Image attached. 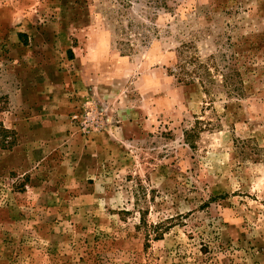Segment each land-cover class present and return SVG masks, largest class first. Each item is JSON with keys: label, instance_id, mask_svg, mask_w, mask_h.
Masks as SVG:
<instances>
[{"label": "rangeland", "instance_id": "374dc122", "mask_svg": "<svg viewBox=\"0 0 264 264\" xmlns=\"http://www.w3.org/2000/svg\"><path fill=\"white\" fill-rule=\"evenodd\" d=\"M0 264H264V0H0Z\"/></svg>", "mask_w": 264, "mask_h": 264}]
</instances>
